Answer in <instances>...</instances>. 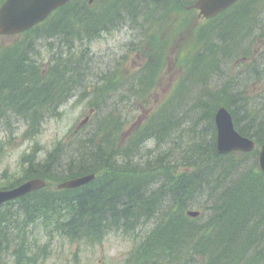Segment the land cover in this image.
Returning a JSON list of instances; mask_svg holds the SVG:
<instances>
[{"label":"trees","instance_id":"obj_1","mask_svg":"<svg viewBox=\"0 0 264 264\" xmlns=\"http://www.w3.org/2000/svg\"><path fill=\"white\" fill-rule=\"evenodd\" d=\"M193 1L73 0L39 26L36 37L22 43L26 46L0 53V136L4 127L11 131L12 121H23L29 126L22 136L39 144L36 138L47 120L61 115L63 102L79 90L101 113L78 140H58L43 158L38 155L40 145L35 153L25 154L26 172L11 187L35 176L59 183L99 175L80 188L45 187L1 206L0 264H6L8 251L19 264H35V254L24 249L29 245L26 236L31 226L48 232L50 225L75 237L102 238L111 229L133 236L137 244L127 264H264V174L258 168V153L219 154L214 122L217 109L226 105L237 129L264 143V88H259L264 74L256 66L264 58L256 65L248 59L264 36V0H241L195 31L186 71L175 90L125 148H117L118 132L107 122L112 111L106 113L104 107L121 91L128 104L149 94L162 55L153 52L128 79H114V73L104 75L99 66H92L101 61L89 48L74 51L79 41L125 26L140 30L147 40L155 38V29L165 25L171 7L178 11ZM45 46L53 53V64L43 70L36 52ZM231 60L243 61L242 68L234 72ZM218 71L227 80L220 87L210 86ZM115 80L118 87L109 89ZM201 85L204 94L196 99ZM122 123L120 114L116 125ZM178 132L183 137L176 140ZM186 133L192 136L190 145L184 141ZM147 139L167 147L140 164L137 157ZM181 165L186 169H178ZM189 209L201 215L190 217ZM151 220L152 231L143 232Z\"/></svg>","mask_w":264,"mask_h":264},{"label":"rangeland","instance_id":"obj_2","mask_svg":"<svg viewBox=\"0 0 264 264\" xmlns=\"http://www.w3.org/2000/svg\"><path fill=\"white\" fill-rule=\"evenodd\" d=\"M2 1L0 0V3ZM92 10H95L94 6ZM168 14L169 16L164 23L165 25L162 28L155 29L157 36L149 42L144 35L141 36L142 32L140 30L123 28L121 30L113 29L109 32H104L92 40L79 41L74 49V51L80 52L86 47L89 48L101 61L99 63L91 62L92 66H99L97 68L104 75L114 73V77L118 75H128L127 77H129L131 74L139 71L151 52L159 53L163 57L159 75L153 83L149 94L140 100L125 104L127 98L121 91L115 93V96L112 97V105L104 108L106 109V113L109 110L112 111L115 121L118 120L120 114L123 117V123L118 132L119 142L117 148L119 146L124 148L129 136L147 122L161 106V102L165 97L175 90L180 75L186 71V54L195 42V31L196 33L200 31V26L206 21L199 11L192 6L178 11H175V8L171 7L168 10ZM261 17L264 18V8L262 9ZM255 29L258 31L259 27ZM28 32H25L23 35H0V53L4 49L11 48L13 45H21L29 37L33 36L32 33ZM129 43H136L135 47L140 44L141 46L138 48L131 47V49ZM38 51H41V57L38 61L44 67L43 70L51 68L52 51L43 47L38 48ZM248 56V59H254L255 64L264 58V36H262L261 40H257L253 51ZM118 60L122 61V66L121 62L117 63ZM243 63L240 60L235 61L232 70L237 71L239 68H242ZM258 64L261 65L260 62ZM183 66L185 69H183ZM102 68L103 70H101ZM261 69L264 70V66ZM220 73L218 71L211 76L209 81L210 86L220 87L223 85V81L227 80L228 77L222 76ZM202 86H200V92H195L194 94L196 99L204 94ZM81 94V92L77 93L75 98L68 101L62 107L63 114L61 116H50V119L47 120L43 131L37 136L38 143L42 148L52 149L54 143L62 138L70 140L73 137L71 132L74 131L78 134L79 131H83L89 126V122L93 117L97 116L99 118L101 116L100 112L96 114V108L94 110L93 106H91L89 98H86V96L82 97ZM122 100L123 103L120 102ZM86 118L89 119L84 123ZM12 124L11 131L7 130L4 133V139L13 136L14 138L10 139L13 141L4 142L3 148L0 149V189L11 186L14 181L24 176L26 172L25 168L28 165L25 164L26 161L22 160V158L24 152L30 150V146L34 144V141H30V139L24 141L21 136L20 132L28 128L27 124L16 121H13ZM110 127L112 130V123ZM182 137L183 134L178 132L174 138L177 140ZM191 140L192 136L186 133L184 136L185 143L190 145ZM182 144L185 147V144ZM166 147L167 145L162 147L155 146V141L152 140L143 145V149L137 160L140 161V164L149 160V158L153 160ZM181 150L180 148L179 151ZM44 154H46V151ZM40 156L42 155L40 154ZM177 157L179 156H174L173 162ZM121 162H124V159H121ZM245 162L250 163L247 160ZM178 169H186V165H181ZM178 169L176 170L180 171ZM154 220L146 223L141 228L143 232L152 231ZM120 231L111 229L102 238L97 237L94 240L73 239L66 236L65 233L59 235L54 232V235H47L49 239H45L42 235L43 229L40 227V229L30 235V240H34L35 245H43L46 243V240L48 241L49 248L47 252L41 254L38 258L43 261L42 264H127L129 253L133 246L137 244V239L133 236L125 235ZM50 239H53V241Z\"/></svg>","mask_w":264,"mask_h":264},{"label":"water","instance_id":"obj_3","mask_svg":"<svg viewBox=\"0 0 264 264\" xmlns=\"http://www.w3.org/2000/svg\"><path fill=\"white\" fill-rule=\"evenodd\" d=\"M68 0H7L0 9V31L15 33L25 30L32 25L44 20L54 9L63 5ZM237 0H198L192 6L201 9L207 18L213 17L230 7ZM218 127L217 149L219 153L233 150L250 151L254 149L255 142L240 135L234 128L230 112L221 107L216 115ZM259 165L264 172V145L259 147ZM94 176H88L67 184L76 186L85 183ZM45 183L41 179L25 182L17 188L0 191V204L18 198ZM196 214V213H194Z\"/></svg>","mask_w":264,"mask_h":264}]
</instances>
